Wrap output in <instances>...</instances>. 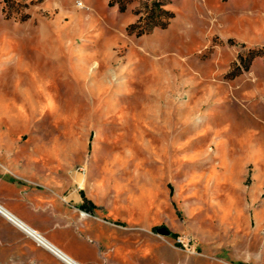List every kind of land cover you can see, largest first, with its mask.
Here are the masks:
<instances>
[{
	"label": "rangeland",
	"instance_id": "1",
	"mask_svg": "<svg viewBox=\"0 0 264 264\" xmlns=\"http://www.w3.org/2000/svg\"><path fill=\"white\" fill-rule=\"evenodd\" d=\"M152 1L0 0V204L30 145L122 233L97 264H264V0H155L137 36ZM0 264L63 263L0 220Z\"/></svg>",
	"mask_w": 264,
	"mask_h": 264
},
{
	"label": "crops",
	"instance_id": "2",
	"mask_svg": "<svg viewBox=\"0 0 264 264\" xmlns=\"http://www.w3.org/2000/svg\"><path fill=\"white\" fill-rule=\"evenodd\" d=\"M25 148L27 154L23 156L21 164L16 168L13 167L12 170L6 169L12 178L23 185V197L19 200L17 207L10 208L6 204L4 207H7L25 224L50 240L78 263L97 264V248H107L111 243H118V236L122 233L115 230L112 233L113 237H108L105 225L92 220L79 219L77 221L75 210L85 211L87 206L90 208L92 206L90 199L82 191L85 185L84 179H82L83 184L80 185L81 179L79 178L74 177L71 180L61 178L55 169L57 167L49 166L39 154L41 149L30 145ZM53 151L54 149L48 150L49 156L53 155ZM0 220L34 244L36 252L43 258L58 260L1 215ZM64 223L69 224L63 227L61 234L49 235V232L61 229L60 225ZM115 226L120 227L121 225L116 224ZM80 245L84 248L82 251L78 248ZM120 252L115 246L112 252L114 258L118 257ZM107 262L108 264H119L112 260Z\"/></svg>",
	"mask_w": 264,
	"mask_h": 264
},
{
	"label": "trees",
	"instance_id": "3",
	"mask_svg": "<svg viewBox=\"0 0 264 264\" xmlns=\"http://www.w3.org/2000/svg\"><path fill=\"white\" fill-rule=\"evenodd\" d=\"M131 1L132 0H109L108 6L116 7L119 12H124ZM162 6L160 2L155 0L152 1L150 5L146 6L143 17H141L136 24L129 26V31H136V35L140 36L156 28L165 29L169 20L173 18V13L164 9ZM255 57L264 58L263 49L250 50L247 53V61L244 60L243 62L246 68Z\"/></svg>",
	"mask_w": 264,
	"mask_h": 264
},
{
	"label": "bare ground",
	"instance_id": "4",
	"mask_svg": "<svg viewBox=\"0 0 264 264\" xmlns=\"http://www.w3.org/2000/svg\"><path fill=\"white\" fill-rule=\"evenodd\" d=\"M82 184L83 180L81 179L80 185ZM0 215L22 233H25L28 237L33 239L38 245L48 250L56 259L61 261L63 264H80L50 240L46 239L39 232L35 231L29 225L25 224L19 217L13 214V212L8 210L2 204H0Z\"/></svg>",
	"mask_w": 264,
	"mask_h": 264
},
{
	"label": "built area",
	"instance_id": "5",
	"mask_svg": "<svg viewBox=\"0 0 264 264\" xmlns=\"http://www.w3.org/2000/svg\"><path fill=\"white\" fill-rule=\"evenodd\" d=\"M81 215H83V216H86V213H84V212H81Z\"/></svg>",
	"mask_w": 264,
	"mask_h": 264
}]
</instances>
